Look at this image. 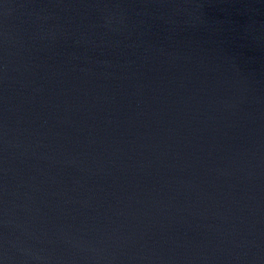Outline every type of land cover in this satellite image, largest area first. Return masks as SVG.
<instances>
[{
	"label": "water",
	"instance_id": "obj_1",
	"mask_svg": "<svg viewBox=\"0 0 264 264\" xmlns=\"http://www.w3.org/2000/svg\"><path fill=\"white\" fill-rule=\"evenodd\" d=\"M0 264H264V0H0Z\"/></svg>",
	"mask_w": 264,
	"mask_h": 264
}]
</instances>
